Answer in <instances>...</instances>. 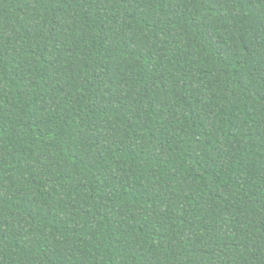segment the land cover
Here are the masks:
<instances>
[{
    "label": "trees",
    "instance_id": "1",
    "mask_svg": "<svg viewBox=\"0 0 264 264\" xmlns=\"http://www.w3.org/2000/svg\"><path fill=\"white\" fill-rule=\"evenodd\" d=\"M0 264H264V0H0Z\"/></svg>",
    "mask_w": 264,
    "mask_h": 264
}]
</instances>
